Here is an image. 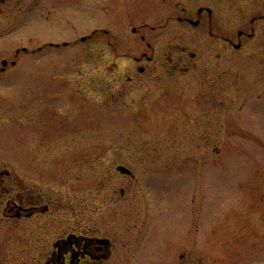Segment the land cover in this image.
Returning a JSON list of instances; mask_svg holds the SVG:
<instances>
[{
    "label": "rangeland",
    "instance_id": "obj_1",
    "mask_svg": "<svg viewBox=\"0 0 264 264\" xmlns=\"http://www.w3.org/2000/svg\"><path fill=\"white\" fill-rule=\"evenodd\" d=\"M12 4L0 18V67L17 60L0 73V169L20 167L65 209L19 228L0 208V264L31 261L69 221L117 246L97 264H264V0ZM203 5L218 37L168 24ZM224 36L241 46L218 57ZM173 44L197 53L189 71L127 81L132 57L165 60Z\"/></svg>",
    "mask_w": 264,
    "mask_h": 264
},
{
    "label": "flooded vegetation",
    "instance_id": "obj_2",
    "mask_svg": "<svg viewBox=\"0 0 264 264\" xmlns=\"http://www.w3.org/2000/svg\"><path fill=\"white\" fill-rule=\"evenodd\" d=\"M29 1L38 2V0H0V18H3L4 14L5 16L8 14L7 6L13 5L12 3L18 6L20 3ZM182 11L184 15H178L176 19H170L168 24L173 22L174 26L176 24H184L186 26L195 25L197 27L208 24L211 37L214 38L218 35L213 30L215 8L211 5L200 6L196 19L194 16L186 14L187 10L185 8ZM168 24H165L163 27H167ZM174 30L176 29L174 28ZM252 30L256 32L255 27ZM249 37L252 38L253 36ZM141 39L146 41V36L142 34ZM220 40L223 41V44H221L222 52L217 54V56L223 57L234 43L231 38L225 36L220 38ZM146 47L152 52H156V45L150 41L146 43ZM169 49H171L169 53H163L166 57L165 60L156 59L155 54L149 55L147 51H143L139 56L132 57L131 66L126 74L127 81L129 83L134 82L135 86H138L142 82L143 77L146 74H152L155 69L161 71L167 77H172L179 70H183L184 72L189 71V65L196 59L197 53L190 51V48L185 44L169 45ZM8 66L9 64L3 68L2 65L0 73H7L6 69ZM158 77L161 78V76ZM19 168L16 167L12 171L4 166L3 169H0V208H2L3 214L5 213L4 215L10 213L9 216L16 220L20 226L19 228H22L24 222L33 224L39 219L49 221V217H46L49 216L48 214L54 216L55 211L65 209L62 208L60 210L62 205L56 201L57 199L54 200L48 197L45 202V198L42 195L37 194L33 188L26 187L27 185L24 183V179L21 178ZM124 175L127 177L133 176L129 174ZM40 220L38 221L39 223H41ZM40 227L41 231L45 233L48 225L45 224V226ZM52 228L51 226L47 231H50ZM90 231L82 226L81 223L69 221L66 227H61L58 231H54V238L50 242L45 238L41 239L44 240V244L42 243L41 245L45 246L40 249L39 244L36 247V250H38L36 256H32L29 262L23 261L22 264H97L114 257V249L117 246H114L112 239L107 236L98 235L97 230L94 232ZM26 245L25 249L30 248L27 243ZM30 253H27L28 256Z\"/></svg>",
    "mask_w": 264,
    "mask_h": 264
},
{
    "label": "water",
    "instance_id": "obj_3",
    "mask_svg": "<svg viewBox=\"0 0 264 264\" xmlns=\"http://www.w3.org/2000/svg\"><path fill=\"white\" fill-rule=\"evenodd\" d=\"M240 34H242V33H240ZM82 40H86V38L84 37ZM240 45H237V47H239ZM6 63V62H5ZM120 170H122L123 172H125L126 171V169L125 168H119Z\"/></svg>",
    "mask_w": 264,
    "mask_h": 264
}]
</instances>
